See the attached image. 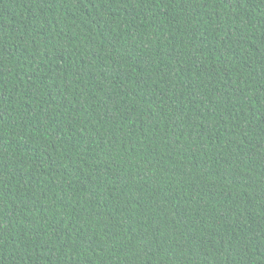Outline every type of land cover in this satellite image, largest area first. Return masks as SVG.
<instances>
[{
  "label": "trees",
  "instance_id": "16d2710c",
  "mask_svg": "<svg viewBox=\"0 0 264 264\" xmlns=\"http://www.w3.org/2000/svg\"><path fill=\"white\" fill-rule=\"evenodd\" d=\"M0 264H264V0H0Z\"/></svg>",
  "mask_w": 264,
  "mask_h": 264
}]
</instances>
